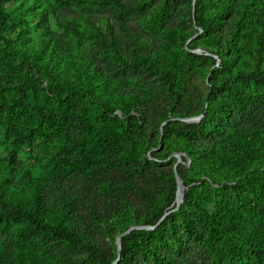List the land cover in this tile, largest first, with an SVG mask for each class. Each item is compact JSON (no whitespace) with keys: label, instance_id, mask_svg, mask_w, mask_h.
<instances>
[{"label":"trees","instance_id":"1","mask_svg":"<svg viewBox=\"0 0 264 264\" xmlns=\"http://www.w3.org/2000/svg\"><path fill=\"white\" fill-rule=\"evenodd\" d=\"M10 1L0 0V20L14 25L13 38L6 33L2 46L11 61L36 67V71L23 74L16 96L0 101V125L7 140L28 146L39 141L51 146L54 152L47 158L51 171H80L93 180H97L101 167L117 165L113 156L133 159L142 147L156 148L158 151L150 155L164 160L162 165L176 161V157H170L173 152H181L182 160H191L190 180L177 169L185 186L178 209L172 211L177 185L171 172L168 183L158 190L154 207L134 222L154 228L133 229L125 234L116 264H187L189 240L198 243L199 252L209 258V264H264V0H194L193 10L189 0L197 29L183 37L188 51L177 50L157 68L170 94L167 109L171 117L162 115L160 120L173 119L162 126L158 122L154 128L148 124L136 96L124 101L119 93H109L106 77L89 76L90 63L78 54L56 44L49 46L43 39L39 48L30 47L22 31L31 23L1 9ZM56 1L83 4L82 0ZM159 1L146 32L154 38L161 31L170 39L180 31L175 18L180 0ZM68 28L79 40L85 38L76 24L70 23ZM120 34L127 43L128 57L107 23L92 37L108 48L113 61L155 69L125 27H120ZM195 48L218 58L190 51ZM216 62L219 68L208 71L209 91L204 96L197 94L200 108H194L185 67L194 63L211 67ZM42 82H46L48 94L42 101L31 103L28 92L36 91ZM81 99H89L90 104L78 108ZM177 104H190L191 111L178 112ZM117 107L123 119L114 113ZM200 113L203 117L195 124L173 121ZM150 129L156 135L154 139L150 138ZM193 137L206 142L195 143ZM42 188V182L34 179L30 203H6L0 184V227L8 226L21 214L28 219L21 229L26 237L37 235L38 241L51 242L70 240L71 245L85 246L94 264H112L117 253L111 258L101 255L88 237L69 223V201L64 198L52 210L46 205ZM169 207L170 214L159 221ZM128 226L127 222L120 223V233ZM24 245L25 254L19 251L12 260L0 252V262L72 264L60 253L53 254L50 245L41 248L33 239Z\"/></svg>","mask_w":264,"mask_h":264},{"label":"rangeland","instance_id":"2","mask_svg":"<svg viewBox=\"0 0 264 264\" xmlns=\"http://www.w3.org/2000/svg\"><path fill=\"white\" fill-rule=\"evenodd\" d=\"M82 1L83 4L77 6L63 5L56 0H12L1 9L22 21L31 23L29 29L22 31L30 47L39 48L42 39L49 46L53 44L62 46L90 63L87 68L89 76L106 77L110 87L109 93H119L124 101L132 95L136 96L137 104L143 109L147 122L152 128L158 122H162L160 120L162 115L171 117L167 109L170 94L159 77L161 69L157 68L177 50L188 49L185 48L186 41L183 37L197 29L194 27L188 8L190 1L180 0L179 14L175 17L180 31L170 39L161 31L155 34L154 38L146 32L148 19L155 13L159 0ZM70 23L77 25L81 34L85 36L84 39L79 40L69 30ZM106 23L118 36L124 56L128 57L129 50L120 34V27H125L130 37L143 47L147 59L155 69L144 65L130 67L113 61L108 48L92 37L97 30H104ZM13 26V23L0 20V101L10 100L16 96L20 88L18 81L23 80V74L36 71V67L31 68V66L11 61L7 51L4 50L2 37L8 33L13 38ZM198 32L201 33L202 30L198 29ZM208 65V63L201 65L194 63L192 66L185 67L187 68L185 74L190 81V84L187 83V90L193 92L191 103L197 109L200 106L197 94L204 96L210 88L208 71L219 68L217 62L211 67ZM45 83L37 85L36 91L28 92V100L31 103L42 101L48 94L44 89ZM89 104V99H81L77 107L81 108ZM189 105L177 104L175 109L181 113H189L191 111ZM119 108L117 107L114 113L119 114L123 119ZM95 110L98 113V109ZM173 121L180 122L179 119ZM158 131L161 135L160 127ZM148 133L150 138L156 137L152 129L148 130ZM192 139L195 143L206 142L205 139L196 137ZM151 151L156 153L158 150L142 147L136 157L129 160L113 156L117 165L101 167L96 174L97 180H93L80 171L66 172V174L51 171L47 158L53 154V147L43 145L39 141L31 146L14 143L4 137L3 127L0 125L2 200L6 203H30L33 199V180L38 179L42 182V195L48 208L54 210L59 207L64 198L67 199L70 205L69 223L88 237L101 255L111 258L116 255L115 240L121 234L119 224L127 222L128 225H133L137 219H142L145 212L154 207L159 188L168 183V177L173 172L175 163L173 160L168 165H162L164 160L151 157ZM174 153L178 152H173L170 157H175ZM181 155L183 156L182 153ZM190 163L189 157H183L182 162L176 166V171L178 169L182 172L187 180L192 177L189 170ZM129 185L135 189L130 188ZM25 224H28V219L18 214L8 226L0 227V252L9 260L15 259L19 251L25 254L24 244L33 239L36 246L44 248L45 245H50L48 249L53 254L60 253L72 264H94L85 246L71 245L70 240L51 242L49 239L38 241L37 235L26 237L27 234L21 231ZM188 246L187 264L210 263L209 258L199 252L197 242L189 240ZM0 264L3 263L0 262ZM253 264L259 263L253 262Z\"/></svg>","mask_w":264,"mask_h":264},{"label":"water","instance_id":"3","mask_svg":"<svg viewBox=\"0 0 264 264\" xmlns=\"http://www.w3.org/2000/svg\"><path fill=\"white\" fill-rule=\"evenodd\" d=\"M194 7V0H192V10L194 9L193 8ZM199 30H201V29H199ZM199 33V32H198ZM198 33H196L195 35H193L190 39H192V38H194ZM189 39V40H190ZM188 40V41H189ZM191 51V50H190ZM193 52H196V53H198V54H205V55H211V56H214L216 59L218 58L216 55H214V54H212V53H210V52H207V51H203L202 49H200V48H198L197 50H195V51H193ZM219 61V60H218ZM217 61V62H218ZM203 117V113H201V114H199V115H197V116H192V117H187V118H180L179 120H181L182 122H184V123H187V124H195V123H198L200 120H201V118ZM171 119H173V118H168V119H166V120H164L163 122H162V124H161V126L163 125V124H165L166 122H168L169 120H171ZM175 157H176V161H175V163H174V166H173V172H174V177H175V182H176V185H177V188H176V192H175V197H176V195H177V190H178V187H179V185H181L182 186V190H183V192H182V194H181V197H180V199H179V201L177 202V204H176V207H175V210H177L178 209V207H179V204L182 202V200H183V195H184V188H185V186H184V184H183V182H182V180H181V178L179 177V175L177 174V171H176V166H177V164L178 163H180V162H182V155H181V153H174L173 154ZM175 202V199H174V201H173V203ZM173 203L171 204V206L173 205ZM170 206V207H171ZM170 207L166 210V212H164V214L162 215V217L159 219V221L161 220V219H163L166 215H168V214H170ZM158 221V222H159ZM142 229V228H145V229H153L154 228V226H141V225H135V224H133V225H130V226H128L117 238H116V241H115V245H116V253H117V258L112 262V264H116L117 263V261H118V259H119V251H120V248H121V239L123 238V236L125 235V234H127V233H129L130 231H132L133 229Z\"/></svg>","mask_w":264,"mask_h":264},{"label":"bare ground","instance_id":"4","mask_svg":"<svg viewBox=\"0 0 264 264\" xmlns=\"http://www.w3.org/2000/svg\"><path fill=\"white\" fill-rule=\"evenodd\" d=\"M182 189H183L182 186L179 185L178 190H177L176 199H175V203H176V204H177V202L179 201V199H180V197H181V194H182V192H183ZM174 210H175V208H174L172 211H174Z\"/></svg>","mask_w":264,"mask_h":264}]
</instances>
